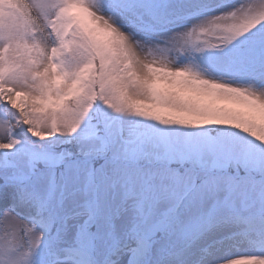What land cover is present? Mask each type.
Instances as JSON below:
<instances>
[{
  "label": "snow or ice",
  "instance_id": "6c2138e0",
  "mask_svg": "<svg viewBox=\"0 0 264 264\" xmlns=\"http://www.w3.org/2000/svg\"><path fill=\"white\" fill-rule=\"evenodd\" d=\"M0 264H264V0H0Z\"/></svg>",
  "mask_w": 264,
  "mask_h": 264
}]
</instances>
